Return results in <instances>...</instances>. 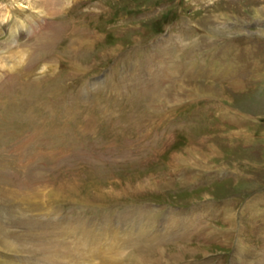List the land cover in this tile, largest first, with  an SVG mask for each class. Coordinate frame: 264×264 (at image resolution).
Returning <instances> with one entry per match:
<instances>
[{"label": "rangeland", "instance_id": "obj_1", "mask_svg": "<svg viewBox=\"0 0 264 264\" xmlns=\"http://www.w3.org/2000/svg\"><path fill=\"white\" fill-rule=\"evenodd\" d=\"M25 17L32 27L12 34L11 27ZM186 36L191 52L181 51V60L189 69L180 76L173 61L179 59L175 50ZM156 37L161 44L153 40ZM167 37H173L174 45ZM208 56L235 72L228 71V78H217L210 70L198 72L201 57ZM148 61L152 65L150 69L147 65L146 82L152 86L139 91V62ZM96 73L106 83L110 77L116 94L107 99L112 101L100 98L98 83L82 86ZM53 98L61 102V123L68 131L79 135L77 130L83 129L95 135L96 146L104 143L102 152L90 143L94 156L91 148L62 158L70 172L54 186L62 187L60 195L70 205L65 214L108 224L127 222L128 209L136 203L138 212L140 204L148 207L157 200L192 205L238 196L223 218L209 227L222 232L218 239L191 233L171 240L160 234L167 239L158 240L161 246L150 240L141 246L132 231L126 237L112 235L122 250L92 253L91 264H149L152 257L156 260L153 253L177 259L156 264L188 260L243 264L239 258L245 264L249 260L264 264L260 261L264 260V0H0V108L34 112L42 108L46 113L43 105ZM159 98H165L164 107ZM115 111L131 113L129 119L117 121L114 132L107 123ZM182 113L189 123H182ZM198 118L204 120L196 122ZM4 151L0 142V202L9 209L4 216L0 209V251L20 257L21 264H83L69 256L58 261L67 253L57 250L63 244L64 226L45 216L39 197L33 196L38 176L27 174L21 180L28 178L32 184L20 180L21 185L11 187L18 183L8 176L18 173ZM217 170L226 178H212ZM12 209L15 219L5 222ZM236 224L241 231L235 230ZM150 231L146 233L151 235ZM76 233L91 243L96 240L86 229ZM247 238L254 239L252 246Z\"/></svg>", "mask_w": 264, "mask_h": 264}, {"label": "bare ground", "instance_id": "obj_2", "mask_svg": "<svg viewBox=\"0 0 264 264\" xmlns=\"http://www.w3.org/2000/svg\"><path fill=\"white\" fill-rule=\"evenodd\" d=\"M206 85L209 86L210 88L216 86V84H213V83H212V84H211V83H206ZM203 86H204V85H203ZM233 87L237 88L238 85H237V84H233ZM198 89H199V90H202L203 92H207V91H208L207 88L199 87ZM212 91H215V92H216V91H218V89H214V90H212ZM222 91H223V90H222ZM213 93H214V92H213ZM220 94H221V93H220ZM228 98H229L230 100H232L230 96H229ZM12 231H13V230H12ZM3 238H4V237H3ZM7 239H8V238H7ZM7 239H6V240H7ZM8 240H9V239H8ZM3 241H4V239H3ZM5 244H6V243H5ZM17 245H18V244H17ZM10 246H11V245H10ZM21 246H22V245H21ZM188 246H189V245H188ZM7 248H8V245H7ZM15 248H16V247H15ZM194 248H195V247H194ZM201 248H202V247H201ZM201 248H200V249H201ZM179 249H180V253H181V250L183 251V248L180 247ZM198 249H199V248H198ZM162 250H163V249H162ZM164 251H165V250H164ZM160 253H161V252H160ZM180 253H178V254L180 255ZM153 255H154V257L156 258V260L152 257L150 260H148V261H149V264H150V263H151V264H154V263L156 264L157 262H160V261H164V262H166V263H167V262H170V261L173 262V261H175V260L177 261L176 258H171L172 256L169 257V259H167V258L164 259L163 256H159V254L156 256V254L153 253ZM168 255H169V254H168ZM150 256H152V254H151ZM175 256H176V255H175ZM261 256H262V255H261ZM177 257H178V256H177ZM178 258H179V257H178ZM148 259H149V258H148ZM45 261H46V259H45ZM162 263H163V262H162ZM48 264H49V263H48Z\"/></svg>", "mask_w": 264, "mask_h": 264}, {"label": "crops", "instance_id": "obj_3", "mask_svg": "<svg viewBox=\"0 0 264 264\" xmlns=\"http://www.w3.org/2000/svg\"><path fill=\"white\" fill-rule=\"evenodd\" d=\"M237 217H238V216H237ZM246 226H247V225H246ZM251 226H252V224H251ZM235 227H236V229H237V224H236ZM258 229H259V228H258ZM252 231L254 232V227H252ZM252 237H253V238H256V232H255V235H254V236H253V233H252ZM253 238H247V241H248V243H249V241H250L251 246L253 245V240H254ZM263 238H264V237H263ZM263 243H264V242H263ZM250 253H251V251L248 252L247 255L250 256V255H251ZM249 254H250V255H249ZM260 261H261V262H264V260H262V258L260 259ZM245 263H247V262L244 261V264H245ZM248 264H253V261L251 262V260H249V261H248Z\"/></svg>", "mask_w": 264, "mask_h": 264}]
</instances>
